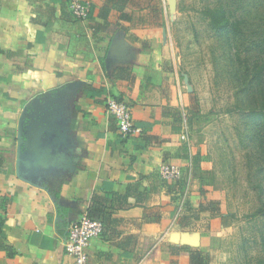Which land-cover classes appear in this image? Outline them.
<instances>
[{
	"label": "crops",
	"instance_id": "obj_1",
	"mask_svg": "<svg viewBox=\"0 0 264 264\" xmlns=\"http://www.w3.org/2000/svg\"><path fill=\"white\" fill-rule=\"evenodd\" d=\"M85 1L87 20L67 0H0V264H74L65 241L85 216L105 225L88 264H189L194 252L230 264L238 228L208 181L156 0ZM51 94L67 136L60 165L36 158L27 137L32 102ZM109 97L132 105L140 133L120 137ZM51 145L44 135L41 148ZM165 163L180 180L162 179ZM183 233L198 246L172 241Z\"/></svg>",
	"mask_w": 264,
	"mask_h": 264
},
{
	"label": "rangeland",
	"instance_id": "obj_2",
	"mask_svg": "<svg viewBox=\"0 0 264 264\" xmlns=\"http://www.w3.org/2000/svg\"><path fill=\"white\" fill-rule=\"evenodd\" d=\"M176 1L171 14L169 0H156L153 20L166 33L167 58L190 87L193 133L205 151L208 181L225 193L228 216L238 228L230 264H258L264 216L254 214L264 207V144L249 114L260 105L253 68L264 64V0ZM221 4L247 22L241 37L217 35L204 17Z\"/></svg>",
	"mask_w": 264,
	"mask_h": 264
},
{
	"label": "built area",
	"instance_id": "obj_3",
	"mask_svg": "<svg viewBox=\"0 0 264 264\" xmlns=\"http://www.w3.org/2000/svg\"><path fill=\"white\" fill-rule=\"evenodd\" d=\"M70 12L77 20H87L91 15V5L85 0H67ZM108 113L115 119L120 137L125 140L141 132L136 127L132 105L126 101H120L109 97L106 102ZM165 181H178L182 177V171L178 165L165 163L159 171ZM188 200V191L180 198L181 206ZM105 231V225L101 221H94L85 216L70 224L69 234L65 241L67 252L74 259V264H88V251L92 240L101 237Z\"/></svg>",
	"mask_w": 264,
	"mask_h": 264
},
{
	"label": "water",
	"instance_id": "obj_4",
	"mask_svg": "<svg viewBox=\"0 0 264 264\" xmlns=\"http://www.w3.org/2000/svg\"><path fill=\"white\" fill-rule=\"evenodd\" d=\"M177 1L169 0V9L171 14L176 11ZM76 84L70 85L69 88H74ZM61 93V92H60ZM60 94L46 95L35 99L28 113V140L36 158L42 162H49L52 159V165H60V161H64V155L59 152L61 146L66 144L67 136L64 127L56 122L60 120L57 116V104L60 101ZM50 137L51 146L55 148V152L51 153L49 149L41 148L42 139ZM42 151V152H41ZM59 161V162H58ZM43 164V163H42ZM172 241L175 243L190 244L198 246V237L191 236L188 233L177 234L172 236Z\"/></svg>",
	"mask_w": 264,
	"mask_h": 264
},
{
	"label": "trees",
	"instance_id": "obj_5",
	"mask_svg": "<svg viewBox=\"0 0 264 264\" xmlns=\"http://www.w3.org/2000/svg\"><path fill=\"white\" fill-rule=\"evenodd\" d=\"M204 17L209 19V24L215 33L219 36L227 37L228 39L239 38L243 35L244 29L247 26V22L244 18L237 19L231 12L223 6L218 5L214 8H208L203 12ZM258 18V17H257ZM264 23V16L259 18ZM253 77L257 85V91L259 92L260 105L250 111L249 116L253 122H256L258 127L262 129L260 132L261 142L264 144V64L256 63L253 68ZM189 199L185 201L184 207H188ZM264 216V207H261L254 216ZM228 216V215H227ZM233 217V216H231ZM231 219L229 216L227 217ZM224 218V225L227 224V220ZM189 264H208L205 257L199 253L194 252L190 255ZM258 264H264V257L258 260Z\"/></svg>",
	"mask_w": 264,
	"mask_h": 264
}]
</instances>
